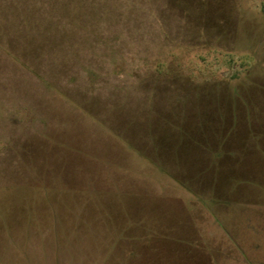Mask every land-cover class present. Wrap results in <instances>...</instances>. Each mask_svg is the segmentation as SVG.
<instances>
[{
    "label": "rangeland",
    "instance_id": "obj_1",
    "mask_svg": "<svg viewBox=\"0 0 264 264\" xmlns=\"http://www.w3.org/2000/svg\"><path fill=\"white\" fill-rule=\"evenodd\" d=\"M0 264H264V0H0Z\"/></svg>",
    "mask_w": 264,
    "mask_h": 264
},
{
    "label": "crops",
    "instance_id": "obj_2",
    "mask_svg": "<svg viewBox=\"0 0 264 264\" xmlns=\"http://www.w3.org/2000/svg\"><path fill=\"white\" fill-rule=\"evenodd\" d=\"M62 99H64L65 101H68V102H70V103H72V101L68 98V97H65V96H63V97H61ZM73 104V106L75 107V108H77L75 105H74V103H72ZM80 113L81 114H84V113H86V112H82L81 110H80ZM117 143H119L121 146H122V148L123 149H125V150H127L126 151V153L130 156L131 154V158H133L134 156V158L136 159V160H140V161H143L144 163H145V161L147 162L146 164H152L153 165V167H154V163L152 162V160H158V158H160V156H161V154H162V152H163V147L162 146H158V145H156V147H155V149H154V151H152V153L151 154H146L144 151H141L140 150V148L138 149V148H136V147H133V146H131V144H128V143H125L126 145L124 146V144H122L121 142H119V139L118 138H113ZM157 144V143H156ZM164 153V152H163ZM159 155V156H158ZM130 158V157H129ZM150 166V165H149ZM150 167H152V166H150ZM128 169H124V171H126V173L124 174L125 176H127V180L128 181H130L129 180V178H132V182H134L135 180H136V175L134 174V173H132L131 171L130 172H128L127 171ZM129 176H131V177H129ZM134 190H136V189H134Z\"/></svg>",
    "mask_w": 264,
    "mask_h": 264
}]
</instances>
